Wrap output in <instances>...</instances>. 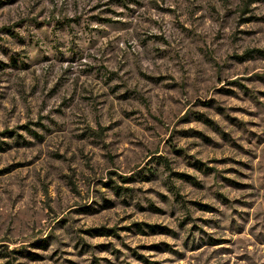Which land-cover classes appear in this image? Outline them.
Wrapping results in <instances>:
<instances>
[{
  "label": "rangeland",
  "instance_id": "1",
  "mask_svg": "<svg viewBox=\"0 0 264 264\" xmlns=\"http://www.w3.org/2000/svg\"><path fill=\"white\" fill-rule=\"evenodd\" d=\"M6 261L264 264V0H0Z\"/></svg>",
  "mask_w": 264,
  "mask_h": 264
},
{
  "label": "trees",
  "instance_id": "2",
  "mask_svg": "<svg viewBox=\"0 0 264 264\" xmlns=\"http://www.w3.org/2000/svg\"><path fill=\"white\" fill-rule=\"evenodd\" d=\"M109 230H110V229H109ZM9 252H11V251H9ZM5 263L9 264V263H10V261H6Z\"/></svg>",
  "mask_w": 264,
  "mask_h": 264
}]
</instances>
